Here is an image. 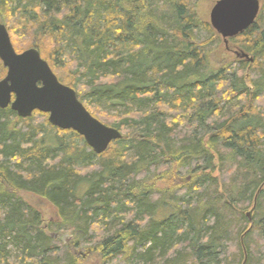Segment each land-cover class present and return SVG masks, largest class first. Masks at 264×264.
<instances>
[{"label": "trees", "instance_id": "16d2710c", "mask_svg": "<svg viewBox=\"0 0 264 264\" xmlns=\"http://www.w3.org/2000/svg\"><path fill=\"white\" fill-rule=\"evenodd\" d=\"M200 1L0 0L15 50L30 35L123 134L97 155L47 114L0 109V264H264V6L232 39L253 61L215 69L221 37ZM21 192L56 207L70 243Z\"/></svg>", "mask_w": 264, "mask_h": 264}, {"label": "water", "instance_id": "95a60500", "mask_svg": "<svg viewBox=\"0 0 264 264\" xmlns=\"http://www.w3.org/2000/svg\"><path fill=\"white\" fill-rule=\"evenodd\" d=\"M260 12L259 0H219L211 11L210 24L228 44L256 24ZM237 55L249 58L243 52ZM0 60L8 71L0 81V109L11 108L20 118H30L35 112L47 114L54 127L76 132L97 155L123 138L119 130L105 126L90 114L77 92L59 81L37 49L18 54L2 23ZM248 216L251 219L252 212Z\"/></svg>", "mask_w": 264, "mask_h": 264}, {"label": "rangeland", "instance_id": "374dc122", "mask_svg": "<svg viewBox=\"0 0 264 264\" xmlns=\"http://www.w3.org/2000/svg\"><path fill=\"white\" fill-rule=\"evenodd\" d=\"M219 0H201L197 7L198 16L205 22L210 23V15L211 11L214 8L216 2ZM261 4V8L264 6V0H259ZM221 37V36H220ZM15 45L17 46L18 53H23L29 50V45L31 42L30 35H24L21 38H15ZM13 43V42H12ZM14 45V44H13ZM15 48V46H14ZM237 52L246 53L243 49H241L239 42H233V40L229 41L226 44L221 37V43L211 54V65L213 68L217 69L225 64H229L231 62L236 61L240 57L237 55ZM247 54V53H246ZM250 59L252 57L248 55ZM249 58H241V59H249ZM47 61V60H46ZM51 66V65H50ZM52 68V67H51ZM53 70V69H52ZM54 71V70H53ZM55 73V72H54ZM56 74V73H55ZM57 76V75H56ZM58 77V76H57ZM109 110V116L114 118L118 115L115 110ZM48 145H52L49 143ZM158 189H162L165 187V183L158 182ZM24 201L28 203L31 207L38 210L42 214L43 218V227L49 235H53L59 241L61 240L64 243L71 242V236L68 233H58L55 232V227L57 224L61 222L58 210L54 205H52L47 199L35 195L30 192H21L20 194ZM247 211V213H249ZM80 264H103L97 255L88 256L87 258L81 259Z\"/></svg>", "mask_w": 264, "mask_h": 264}, {"label": "bare ground", "instance_id": "6f19581e", "mask_svg": "<svg viewBox=\"0 0 264 264\" xmlns=\"http://www.w3.org/2000/svg\"><path fill=\"white\" fill-rule=\"evenodd\" d=\"M122 135H123V134H122ZM251 212H252V216H253V210H250L249 213H251ZM249 213H247V216H248ZM252 216H251V219H250L249 216H248V218L250 219V221H252V218H253ZM245 262H246V261H245ZM245 262H244V264H245Z\"/></svg>", "mask_w": 264, "mask_h": 264}, {"label": "flooded vegetation", "instance_id": "af4514ba", "mask_svg": "<svg viewBox=\"0 0 264 264\" xmlns=\"http://www.w3.org/2000/svg\"><path fill=\"white\" fill-rule=\"evenodd\" d=\"M18 53V52H17ZM18 54H21V53H18ZM44 59V58H43ZM2 62V61H1ZM4 66V65H3ZM8 72V71H7ZM6 76H7V74H6Z\"/></svg>", "mask_w": 264, "mask_h": 264}]
</instances>
